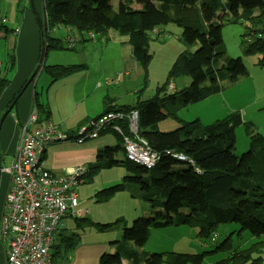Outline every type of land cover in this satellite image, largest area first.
I'll return each mask as SVG.
<instances>
[{"label":"trees","instance_id":"1","mask_svg":"<svg viewBox=\"0 0 264 264\" xmlns=\"http://www.w3.org/2000/svg\"><path fill=\"white\" fill-rule=\"evenodd\" d=\"M119 1L115 10L110 0H42L44 20L41 21L36 13L43 35L40 41L45 42L47 52L74 49L66 47L65 38L53 36L52 29L69 27L78 33L92 30L96 34H105L107 29H114L127 36L132 56L146 68L152 56L148 49L149 32L159 25L174 22L182 28L181 40L184 45L190 47L197 44L198 47L193 52L185 49L177 56L168 71L166 82L157 87L151 98L139 100L132 106H121V109L137 110L138 132L158 154L152 168L146 169L126 157L121 134L113 127L101 132L112 134L116 144L99 152L100 159L87 169L89 174L86 177L91 178L92 173L117 164L132 175L124 176L121 182L97 191L94 195L96 201L105 202L116 193L127 190L132 198L151 208H158V211L149 216H138L130 226H124L122 238L111 242L114 252L102 253L98 264H161L164 260L169 264H264V136L254 130L251 123H244L238 111L207 125L196 118L190 122L183 121L174 132L165 133L157 129L158 122L177 117L178 110L225 90L222 79L226 78L227 83L232 84L244 74L245 66L241 59L225 53L221 31L226 23H247L248 36L244 38L242 53L260 54L263 56L260 64H264V2ZM134 1L138 4L135 8L132 6ZM4 24L0 18V38L9 33ZM8 61L10 65L6 69L10 70L14 65L12 54ZM83 68V64L43 66L53 81ZM6 72L0 68V94L9 82ZM180 76L190 77L189 85L166 93L167 85ZM22 89L23 86L20 91ZM37 107L42 110L41 105ZM38 114L48 118L41 112ZM118 124L123 128L122 132L128 131L124 123ZM242 124L246 127L249 145L238 156L234 151L235 128ZM168 150L184 154L191 162L174 160L166 153ZM118 155H121L120 159ZM130 184L134 185L131 191ZM74 220L77 225L83 222L105 232L113 230L121 219L107 223L85 218ZM227 223L238 224V231H248L259 240L213 263L204 261L216 254L228 238L214 250L198 254L170 252L164 257L162 253H149L142 249L153 228L193 227L197 229L199 239L211 241L218 226ZM78 240L79 234L75 231L67 236L58 231L51 249L53 263V259L56 260L61 254V248L66 252Z\"/></svg>","mask_w":264,"mask_h":264},{"label":"rangeland","instance_id":"2","mask_svg":"<svg viewBox=\"0 0 264 264\" xmlns=\"http://www.w3.org/2000/svg\"><path fill=\"white\" fill-rule=\"evenodd\" d=\"M119 2V0H110L115 10L118 9ZM132 4L135 7L138 5L134 2ZM24 6L25 9H27L26 0H0V15L6 17L4 25H6L9 30L7 35L1 37L2 39L0 38V61L2 62L5 60L7 54L10 55L13 52L12 43H14L15 38L13 35L15 34L14 29L19 25L18 20L21 19L18 18L22 14L21 11L25 10L23 9ZM36 13L40 16L41 21L44 20V16L40 11L34 12V18L38 25ZM246 25L247 23L237 22L226 23L222 27L221 38L224 42L226 55L229 57H239L245 66V72L235 83H227L226 78L222 79L221 83L235 86L229 87L233 88L229 90H235L237 103L240 104L239 112L243 117L242 120H245H243V122L251 123L253 129L264 136V64H260V60L262 61L263 56L260 54L245 55L242 53L244 38L248 36ZM68 29L70 33H75L73 29L69 27L67 30ZM92 32L95 33L92 30L80 33L78 37L81 41L74 49L48 50L45 57V64H83L86 65V67L93 68L99 66V62H101L102 67L105 68L104 70L108 71H106V73L97 71V81L100 79L116 80L110 86L103 85L101 90L102 92L108 90L109 93H117L121 101H123L121 103H128L126 101L131 102L135 99V96L143 97L145 100L151 98L155 94L157 87L166 82L168 71L177 56L185 49L193 52L198 47L197 44L190 47L184 45L181 40L182 28L174 22L159 25L148 34V49L152 56L147 67L143 68L141 63L136 61L134 57H131L130 61H128V58L125 60L122 59L126 56V47H131L128 43L127 36L120 34L117 30L107 29L105 34H96L94 39H89L85 33ZM51 34L57 36V33L54 34L51 32ZM58 35L61 36L62 33H58ZM125 71L128 73L125 74ZM37 75L34 80H36ZM184 80H186V84L189 85L190 77L186 76L177 77L170 84H173L175 89L178 90L185 84ZM40 84H37L38 89L36 88L39 92ZM170 84L167 85L165 91H171L174 88H170ZM253 101L255 104L250 106ZM202 107V102L199 101L186 108H182L178 110L177 117H168L158 122L157 129L165 133L174 132L180 127L183 121L190 122L197 117L202 120L204 125L210 124L203 121L208 120L204 117V113L210 109H202ZM224 115V111H221L218 117H224ZM106 135L109 139L110 147H113V141H115L114 137H112L113 135H108V133ZM235 138L236 147L234 151L235 154L239 156L248 149L249 145V138L244 124L235 128ZM103 169L104 170L99 173L94 172L91 174L93 178L85 184L87 190L92 191L95 189V191H99L119 183L124 176L132 175V173L127 172L122 166L119 167L118 164ZM80 186H82V184H80ZM133 186L132 184L129 185L130 191L134 189ZM86 203L87 205H81L82 209L79 205V209H88L85 216H87L86 219L89 221L107 223L119 219L121 220L113 230L103 232L95 225H88L83 222H79L80 224L77 225L74 219L69 218L67 220V225H71L73 222L74 231L79 234L80 241L72 249L66 252L62 250L61 253H63V255L58 257L59 261L62 260L61 264H98L99 256L102 253L110 254L114 252V245L111 241L120 240L122 238L124 226H130L132 220L138 216H149L156 210L158 211V208H151L139 199L132 198L129 191H127V193H117L107 203H96L94 198H90ZM83 214H85V212H83L82 215ZM238 230L239 225L236 223L219 225L216 239L214 241H206L199 239L197 236V229L193 227L177 226L153 228L150 231L148 240L142 246V249L149 253H162L165 255L164 257L170 252L198 254L214 250L217 245L228 238L226 244L223 245L216 254H212L204 261V263H213L259 240L258 238H253L248 231ZM263 254L264 249L262 250V255ZM53 260L54 263L57 264L55 258ZM161 264L169 263L164 260Z\"/></svg>","mask_w":264,"mask_h":264},{"label":"crops","instance_id":"3","mask_svg":"<svg viewBox=\"0 0 264 264\" xmlns=\"http://www.w3.org/2000/svg\"><path fill=\"white\" fill-rule=\"evenodd\" d=\"M26 2L27 9H25V6L23 7L25 10L21 11L23 15L21 14L18 18L21 20H18L19 25L14 29L15 34H13L15 37L14 43H12L14 65L10 70L6 69V67L10 65L8 61L10 55L8 54L3 62L0 61V68L7 71L6 74L9 79L8 85L0 94V168L8 167L11 164L14 154L19 147L21 129L34 109L48 117L46 119H50L53 123L57 124L61 130L71 132L79 126L95 119L107 109L132 106L139 100H145L143 97L135 96L133 101L121 103L123 101H121L117 93H109L108 90L102 92V86H98V82L103 79L97 81V71L106 73L108 70H104L105 68L102 67L101 62H99V66H95L96 68L86 67V65H84L82 70L53 81L43 69L45 65L44 59V64L38 71V75L35 74V76L37 75L36 80H34V76L31 81H28L37 66L40 55L41 33L34 18V12H42V0H26ZM134 3L136 2L134 1ZM132 6L135 8L133 4ZM0 18H2V21L6 22L5 16L0 15ZM157 31L160 32L159 30ZM51 32L54 34L57 33V36L53 35L55 37L65 38L69 31H67V27H57L52 29ZM58 33H62L63 36L58 35ZM131 57H133L131 54V47H126V56L122 59L125 60L128 58V61H130ZM127 73L128 72L125 71V74ZM184 82L185 84L180 89L187 86L186 80H184ZM37 84H40V92L37 90ZM224 85L226 87L225 90L209 95L200 101L203 105L202 109H210L204 113V117L208 119L207 121L203 120L204 122L211 123L226 117L232 112H239L240 104L237 103L235 90H229L233 89L229 87L235 86ZM22 86L23 89L20 91ZM175 91L177 90L174 87L169 92ZM165 92L167 93L168 91ZM15 96L16 99L14 103L11 104ZM38 104L41 105V111L37 107ZM254 104L255 102L253 101L250 106ZM221 111H224V117H218ZM5 112L6 114L4 115ZM38 115L40 118H43L40 114ZM197 119L199 118L197 117ZM200 121L202 122V120ZM108 135L111 134L108 133ZM114 139L115 141L113 142L115 146L116 138L114 137ZM107 146L110 147V142L106 134H101L95 139H90V141L87 140L83 144H77L73 140L59 141L45 148L41 155V161L45 168L53 171L57 175H63L68 172L70 168L77 165L86 167V174H84L80 182L82 186L79 184L77 188L80 201L79 205L81 208V205H87L86 202H88L90 198H94L95 202L98 203L94 197L97 191H95V189H93L94 191L86 189V182L91 181L93 178H87V169L100 159L99 152ZM117 157L119 158L121 155ZM118 166L121 167L120 165ZM102 170L104 169L99 170L98 173ZM9 186V172L0 170V216L4 208ZM124 192L127 193V191L118 193ZM110 199L102 203H107ZM86 211L88 212V209ZM85 215L86 212L78 217V219H86L87 216ZM68 216L69 217L66 216L67 218L65 217L63 219L58 230L63 236H67L74 232L73 222L71 225H67V220L69 218H75L71 215ZM79 241L80 240H78V243ZM61 250H63V248H61ZM62 255L63 253H61L59 257ZM56 261L57 264H61L62 262V260L59 261L58 258ZM0 264H5V248L1 235Z\"/></svg>","mask_w":264,"mask_h":264},{"label":"built area","instance_id":"4","mask_svg":"<svg viewBox=\"0 0 264 264\" xmlns=\"http://www.w3.org/2000/svg\"><path fill=\"white\" fill-rule=\"evenodd\" d=\"M264 2V0H262ZM69 31V29L67 30ZM67 33L65 45L75 48L80 33ZM94 39L96 33H85ZM115 80H100L98 86H109ZM170 88L173 85L170 84ZM118 123L128 131L122 132ZM113 127L121 134L126 157L150 169L158 154L138 132V112L134 109L113 108L71 132H65L50 119L40 118L34 109L21 129L19 147L11 164L0 170L10 174V186L0 216V235L5 248V264H54L51 249L63 219L71 215L80 217L86 210L79 209L77 188L86 167L77 165L63 175L44 167L41 155L46 147L73 140L83 144L97 138L103 130ZM174 160H188L182 153L168 150ZM216 233L211 240L216 239Z\"/></svg>","mask_w":264,"mask_h":264},{"label":"water","instance_id":"5","mask_svg":"<svg viewBox=\"0 0 264 264\" xmlns=\"http://www.w3.org/2000/svg\"><path fill=\"white\" fill-rule=\"evenodd\" d=\"M37 20H38V18H37ZM38 27H39V30H41L39 21H38ZM41 35H42V33H41ZM46 52L47 51H46L45 42L42 40L41 46H40V55H39V60H38L37 66H36L34 72L32 73V75L29 77L28 81H31L33 79V77L35 76V74H37L38 71L42 68V66L44 64V59H45V56H46ZM5 114H6V112L4 113V115Z\"/></svg>","mask_w":264,"mask_h":264},{"label":"clouds","instance_id":"6","mask_svg":"<svg viewBox=\"0 0 264 264\" xmlns=\"http://www.w3.org/2000/svg\"><path fill=\"white\" fill-rule=\"evenodd\" d=\"M169 92V91H168Z\"/></svg>","mask_w":264,"mask_h":264}]
</instances>
